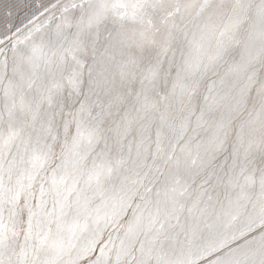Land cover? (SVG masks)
<instances>
[{"label":"snow or ice","instance_id":"snow-or-ice-1","mask_svg":"<svg viewBox=\"0 0 264 264\" xmlns=\"http://www.w3.org/2000/svg\"><path fill=\"white\" fill-rule=\"evenodd\" d=\"M0 264H264V0H0Z\"/></svg>","mask_w":264,"mask_h":264}]
</instances>
